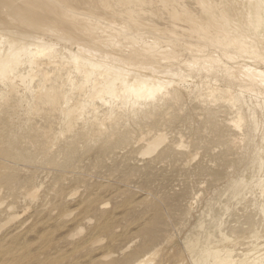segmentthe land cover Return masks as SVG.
I'll list each match as a JSON object with an SVG mask.
<instances>
[{
    "label": "bare ground",
    "instance_id": "bare-ground-1",
    "mask_svg": "<svg viewBox=\"0 0 264 264\" xmlns=\"http://www.w3.org/2000/svg\"><path fill=\"white\" fill-rule=\"evenodd\" d=\"M176 124L194 141L168 143ZM206 134L227 155L250 149L253 136L248 165L257 174L229 191L257 189L263 204H247L264 218V0H0V235L9 229L0 264H171L179 232L147 184L139 193L154 212L139 224V241L121 258L104 247L119 236L100 193L132 188L136 170L115 179L121 167L109 166L97 183L93 171L110 159L140 164L162 146L143 171L179 157L190 167L200 154L191 145ZM120 204L131 209L125 196ZM33 209L48 218H37L43 230L28 243L31 217H22ZM89 210L94 217L84 216ZM69 225L60 249L52 236ZM211 225L186 238L181 264H264L261 230Z\"/></svg>",
    "mask_w": 264,
    "mask_h": 264
},
{
    "label": "rangeland",
    "instance_id": "rangeland-1",
    "mask_svg": "<svg viewBox=\"0 0 264 264\" xmlns=\"http://www.w3.org/2000/svg\"><path fill=\"white\" fill-rule=\"evenodd\" d=\"M174 127H176V128H174ZM174 127L171 129V132L174 134L172 135V133L170 132V135H169V138L172 140L169 141L170 139H168V143H172V141L174 142V140L176 141L178 136L179 137L184 136L183 139L186 141H194V139H192L193 137L190 135L191 130H189V127L182 125V124L181 125L176 124ZM187 129H188V132H186ZM255 135L257 136V134H255ZM206 136H207V138L205 137V140L202 139V142L201 141L199 142V140H195L197 145L193 146L194 142L191 145V152L194 154V153H196V151L197 152L199 151L198 154L199 153L200 154L196 156V158L190 164V167L186 166L187 168L183 166L182 157H181V159L179 157V158H177L178 160H175L176 162L169 161L168 164L167 163L165 165L164 164H162V165L158 164L159 166L157 165L158 166L157 168H156V166L154 167L155 169L151 168V170H153V172L150 170H147L148 172L146 170L143 171V169H141V168L145 169L146 168L145 166H148L149 163L152 162V159L154 160V158H156V156H158V154L160 153L162 148H165L164 146H162L159 148V150H158L159 152H156L155 153L156 155L154 154V157L150 156V158L148 157L145 160V162L148 161L146 163L143 161H140V164L138 162V164H139L138 165L136 162L131 161V160H130L131 163L129 161H126L124 163L123 161L118 162L115 158L116 161H113L114 159L113 160L112 159L106 160L105 162L101 163V165L97 166V170H98V168L101 169V170L99 169L98 172H96L97 170L93 171L94 176H96L95 177L96 179H94L93 181L95 183H97L98 182L97 177H99L101 174L102 175L106 174L107 171H109L110 167L116 166L117 164L119 165V168L120 167L121 168L117 169L118 175H116V176L114 175L115 179H117L120 176L119 174H122L121 171H123V170H125L124 172H126V171L129 172V170L130 171L136 170L135 176L133 177V180H132L131 186H130L132 188H124L123 189L119 185L118 186L113 185L112 189H109L107 191H103L102 193H100V195H102L101 197L104 196L103 199L110 201L109 205H108V209H107V211H109V212L111 211L110 216L113 218L112 222L110 224V227L119 236L117 238L118 240L116 242H112V241L106 239L104 241V247L110 251H114L115 253L114 252L113 253H114V255H116L115 256L116 258L122 257V255L119 253V251L124 246H126L131 239L136 238L137 241H139L138 240L139 238L137 236V231H138L137 229L139 228L138 227L139 224L142 221H144L145 219H149V218L153 217L154 210L152 209V207L149 208V206H147L145 204L146 203V200H145L146 196L139 193V192L142 193V191H140V190L146 189L145 188L146 184L148 186L147 189L149 190L150 193L158 196L159 198L164 199V202H162L160 204L162 206L161 208H163V209L165 208V210H166V208L170 209L169 211L171 214L169 215L168 222L172 228L173 227L177 228L176 230L179 232L178 237L174 241H172L173 243L177 241L178 244L172 245V246L170 245L168 248V250H169L168 253L172 257L168 256L169 258L167 257V259L169 260V262L171 264H181V262L179 261L180 259L177 257L180 256V254H182V252H183L182 247H184V245H183L184 241H186V238H188V237H189L188 239H192L194 236H197L201 232L200 226H202V225H200V224H202L203 222H204V225H203L204 227L203 226L202 227L205 229H208V227H211L212 226L211 223L213 224V222L216 221L219 223L221 222L223 225H225L224 227L222 225V227L224 228V230L226 227V230L228 232L233 230V229H231L232 227H234V229L237 228V230L242 229V231H243V226L246 224L244 226V229L246 227H248L249 230H253L252 228L254 227V229L261 230V231L258 230L261 234H262V232L264 233V231H262V228L264 230V226L261 227L262 224L264 225V222H263L264 218H263L262 213L258 212V208H259L258 206H259V204L260 205L263 204V199L261 200L260 196L258 195V193H259L258 190L257 189L251 190V192H252L251 195L247 194V193H250V190L249 191L247 190L246 195H248L249 197L245 196V194L244 195L242 194L243 195L242 196V195L233 194L232 191L231 192L229 191L230 190L229 183L231 181H236L237 179L239 180L242 178H245V179L250 178L249 180L244 179L248 184V182L249 183L251 182L252 178L254 177V174H255V176L257 174L256 171H253V168H251V166H252L251 162L252 161L251 160L249 161V159L252 157V155L250 156L249 153L252 154V151L250 152V150H252V143L251 142H252L253 136L251 135L252 137L249 138V142L251 145L249 144L248 146H251V148L249 147L250 149H248L247 146L243 150L233 149L235 152L231 151V152H229V155L224 153L225 147L223 145L215 144L214 142H212L213 140L211 139L212 138L211 136L209 137L208 134H206ZM189 137H191V140L189 139ZM254 139H256V137H254ZM256 140L258 141V139H256ZM254 142L256 143V141H254ZM212 146H213V148H212ZM192 149L194 151L196 149H198V150H196L194 152ZM247 149L249 152L247 151ZM208 150H209V152H208ZM240 151H244L245 153L247 151V153H246L247 155L243 152H240ZM240 155H242L241 158H240ZM89 156H86V159H84L83 161H88V163L90 165L91 162L89 160L91 158ZM87 158H88V160H87ZM241 159L244 161H242ZM249 162H250L251 166L248 165ZM85 163H87V162H85ZM85 163L82 162V164H83L82 167H83L84 171L87 169L90 170L88 163L87 164H85ZM110 163H111V165H110ZM119 163H123L124 165L119 164ZM84 166L86 167V169ZM101 166H102V168H101ZM137 167L139 168V170ZM102 169H104V171ZM232 171H233V173H232ZM239 172H240V174H239ZM243 173H244V175H243ZM251 173H254V174L249 175ZM137 174H139V175H137ZM141 174H143V175L141 176ZM216 174L219 175V177H218V178H220L219 180H217L218 178L216 180L212 179V178H214V175H216ZM138 176H139V178H138ZM72 186L73 185H71V187H70V185L67 186L68 188H67L66 193H69L70 191H72L74 189ZM110 190H112L113 192ZM104 192L105 193L108 192L107 193L108 195L105 194ZM110 193H111V195H110ZM124 196L126 199L128 198V203H130V205H131V209L128 211H126L124 208L118 209V207L120 208V206H121L120 203H122L124 201ZM194 196H195V199L193 198ZM241 197H242V199H241ZM118 198H120V199H118ZM150 198L148 200H150ZM255 198L257 199V201ZM242 200H243V202H241ZM190 201L193 202V205H191L192 209H190L191 211H190L189 215H187L188 217L187 216L185 217V212L187 211V208H188ZM252 201H256V204L258 205L257 208L254 207L256 205H253V206L250 205V204H252ZM71 202L72 201H70V204H68L69 202L67 203L68 208L69 207L71 208L72 204L74 205V201L72 203ZM239 202H240V204H239ZM248 202H250V204H247ZM242 203H243V205H241ZM55 204H57V200L52 204L53 208H54ZM226 204H227V206H225ZM245 204H246V206H244ZM248 205L250 207H248ZM251 206H252V208H251ZM254 208H255V210H254ZM35 210L36 209H33V211L28 214L29 216L25 215L22 217V218H30L31 217L30 218L31 220L29 219L28 224H26V226H24L25 227L24 229L26 230L24 240H26V242H28V243H33V241H35V237L38 235V233H40L43 230L41 223H37L38 220L41 217L48 218L47 213H45V216H43L44 214H42V215L40 214L41 216L35 215L34 214ZM228 210H230V211H228ZM259 210H260V208H259ZM89 211L84 216L85 217L86 216L87 217H90V216L94 217L95 214H93L94 213L93 210H89ZM252 212H254V213L256 212V213L254 214ZM257 213H258V215L261 214L262 216L261 215L260 216L263 219L260 216L256 215ZM247 215H248V217L250 215L252 216V219H249V220H252V222L255 220L256 223H259L260 220L262 219L260 222L261 228L256 226L259 224H256L255 222H254L255 226L252 223L253 227L251 228V225L249 224L250 222H249V220H247L248 219ZM255 215L258 217H256ZM37 218H39V219H37ZM79 218H83V215L79 216ZM213 218H215V219H213ZM249 218H251V217H249ZM219 219H221V220H219ZM257 220H258V222H257ZM67 227H63L62 229L59 228L60 231L58 229L57 232L55 231L56 233L54 232V234L52 236V238L54 239V242L56 244H58V246H59V244H60V246L61 245L66 246L67 245V241L65 240V238L69 234V229L71 228V225H69ZM64 228H66L68 232ZM227 228L228 229L230 228V230H228ZM7 230H9V229L4 230L3 232H5V233H2L3 235L1 234L0 237L5 236ZM70 231H71V229H70ZM197 231H199V232H197ZM245 231L246 230H244V232ZM65 232H67V234H65ZM63 234L65 235V237ZM101 234L99 233L98 235H101ZM34 235H36V236H34ZM171 235L173 236V233ZM63 239H64V241H63ZM56 241H58V242H56ZM60 246H59V248L61 249L62 247H60ZM65 246H63V247H65ZM117 252H118V254H117ZM129 252H131V250ZM119 255L121 257H119Z\"/></svg>",
    "mask_w": 264,
    "mask_h": 264
}]
</instances>
